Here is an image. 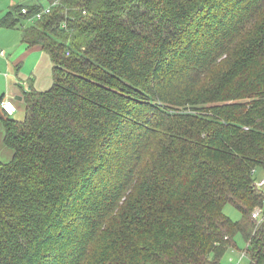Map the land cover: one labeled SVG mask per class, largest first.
<instances>
[{
	"label": "trees",
	"instance_id": "16d2710c",
	"mask_svg": "<svg viewBox=\"0 0 264 264\" xmlns=\"http://www.w3.org/2000/svg\"><path fill=\"white\" fill-rule=\"evenodd\" d=\"M22 28L53 84L23 120L0 100V264H223L239 234L264 264V0H62Z\"/></svg>",
	"mask_w": 264,
	"mask_h": 264
},
{
	"label": "crops",
	"instance_id": "0c3cea01",
	"mask_svg": "<svg viewBox=\"0 0 264 264\" xmlns=\"http://www.w3.org/2000/svg\"><path fill=\"white\" fill-rule=\"evenodd\" d=\"M24 3H27V1H24ZM13 5L14 3L11 6ZM11 6L7 11L0 12L1 18L6 14V12L10 10ZM33 22V20H29V22H24L23 24L26 25ZM1 27L2 26H0V28ZM20 28H22V25L17 26L15 28H2L6 32L0 33V35H7V42L0 43V46L2 47L1 50H4L6 52L5 56H0V100L2 98H8L12 101H14L13 98H15L16 100H22L20 91L23 89V81L19 77V68L17 67V70H14V68H16L18 62H21L22 60V62H32V72H30L29 74L32 73L33 75V72L37 69L41 62V59L44 57L45 54L41 46L37 45L29 47L26 43L22 41V32ZM12 68L14 72H11ZM32 75L30 77V80L32 79ZM30 80L29 83L32 82ZM24 84L25 86L27 85L26 82ZM16 105L19 109V105L17 103ZM5 135V126L3 121L0 120V163H8L13 159L14 156V150L5 143Z\"/></svg>",
	"mask_w": 264,
	"mask_h": 264
},
{
	"label": "rangeland",
	"instance_id": "374dc122",
	"mask_svg": "<svg viewBox=\"0 0 264 264\" xmlns=\"http://www.w3.org/2000/svg\"><path fill=\"white\" fill-rule=\"evenodd\" d=\"M27 1V3H35V2H40L41 4L47 6L48 5V0H0V12L7 11L9 7L14 3H19V2H24ZM1 14V13H0ZM1 15H0V26L1 25ZM35 21V20H34ZM24 25V24H23ZM22 25V26H23ZM4 26L0 28V33L1 32H6ZM3 30V31H2ZM22 32V28H20ZM6 34V33H4ZM21 35V33H20ZM19 35V36H20ZM21 37V36H20ZM7 35H0V43L1 42H7ZM2 47L0 46V50ZM23 61V60H22ZM18 62V65L14 70L18 69L19 77L22 79L23 84L22 88L24 90H30V85L31 83L33 84L34 88L40 91H45L49 89L52 84H53V65L50 57L45 53L44 57L41 59V62L37 69L32 73V67L33 63L26 61V62ZM13 68L11 69V72L13 71ZM32 75V79L30 80V77ZM29 80L32 81L29 83ZM26 82V86L25 83ZM19 87V86H18ZM20 88V87H19ZM21 96H22V90ZM18 95V94H17ZM20 95V94H19ZM14 102H16L19 105L18 112L15 114V118L18 120H23L26 114V108H25V102L23 100H16L15 98ZM256 177L258 180L264 179V169L260 168L256 172ZM262 190H264V185L260 187ZM256 208H261L264 209V206H257ZM224 213L229 216L233 221H240L242 219V212L233 204V203H227L224 207ZM236 242L237 246L235 248H232L228 250L223 258H222V263L223 264H250V259L249 256L245 254V250L247 247V243L244 240V238L239 234L236 237Z\"/></svg>",
	"mask_w": 264,
	"mask_h": 264
},
{
	"label": "built area",
	"instance_id": "2783aa9c",
	"mask_svg": "<svg viewBox=\"0 0 264 264\" xmlns=\"http://www.w3.org/2000/svg\"><path fill=\"white\" fill-rule=\"evenodd\" d=\"M61 1L62 0H48V5L47 6L44 5L42 10L40 12H38L36 15H34V17L31 18L30 20L34 21V20L42 19L45 14L50 13L52 8L54 6H57L58 4H60ZM35 3H38V2H35ZM38 4H40V2ZM28 11H29V9L27 7L22 8L23 13L26 14V13H28ZM5 55H6V52L4 50H1L0 56H5ZM1 107L9 115H14L18 110L16 103L14 101H12L11 99H8V98H5L2 100ZM256 185L258 187L263 186L264 185V179L256 181ZM252 216L255 219L262 220V218L264 217V210L261 208H255L253 213H252Z\"/></svg>",
	"mask_w": 264,
	"mask_h": 264
}]
</instances>
